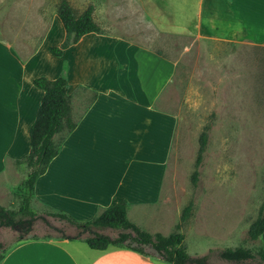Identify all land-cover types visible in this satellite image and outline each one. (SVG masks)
Returning a JSON list of instances; mask_svg holds the SVG:
<instances>
[{
  "label": "crops",
  "instance_id": "obj_1",
  "mask_svg": "<svg viewBox=\"0 0 264 264\" xmlns=\"http://www.w3.org/2000/svg\"><path fill=\"white\" fill-rule=\"evenodd\" d=\"M161 9L157 5V23L170 27L167 31L187 30L211 39L264 46V0H196L192 23L186 25L181 21L186 15L181 14L178 20L165 22ZM98 25L101 33L84 34L60 57L48 52L65 37L54 21L27 57L0 39V194L9 195L18 186L21 166L15 161L30 149L29 127L44 94L33 79L62 75L68 80L76 126L36 179L33 200L79 221L126 200L133 223L150 233L170 234L180 214L161 204L160 195L176 118L155 104L174 74L175 63ZM158 203L170 214L168 226L154 225L151 219L150 210ZM260 242L264 248V231ZM0 264L168 263L124 247L95 250L80 239L63 238L20 242Z\"/></svg>",
  "mask_w": 264,
  "mask_h": 264
},
{
  "label": "rangeland",
  "instance_id": "obj_2",
  "mask_svg": "<svg viewBox=\"0 0 264 264\" xmlns=\"http://www.w3.org/2000/svg\"><path fill=\"white\" fill-rule=\"evenodd\" d=\"M59 1L0 0V39L10 42L20 56H29L50 22L59 23L63 32L60 20H54ZM68 1L77 15L93 5V18L104 32L128 36L175 63L174 74L155 104L176 118L160 203L181 215L193 202L192 215L179 229L175 226L180 218L170 229L184 235L186 252L193 257L206 254L205 264H264L220 257L225 247H262L260 237L251 239L248 230L259 211L264 212V46L211 39L187 30L170 32V27L158 25L157 5L165 22L178 20L181 14L186 15L182 25L191 24L196 0ZM206 129L208 139L193 186L199 136ZM20 166L18 186L9 195L0 194V204L14 210L20 205L19 187L27 173V167ZM156 205L150 210L154 225L168 224L170 214ZM31 207L38 216L29 231L0 226V256L20 243V237L61 240L77 235L75 227L48 215L45 206L32 200ZM98 231L112 238L118 233ZM145 250L159 258L151 247Z\"/></svg>",
  "mask_w": 264,
  "mask_h": 264
},
{
  "label": "trees",
  "instance_id": "obj_3",
  "mask_svg": "<svg viewBox=\"0 0 264 264\" xmlns=\"http://www.w3.org/2000/svg\"><path fill=\"white\" fill-rule=\"evenodd\" d=\"M93 10V5H89L77 15L68 0L58 2L56 15L64 28L65 37L59 46L49 47L52 55L61 56L65 49L75 44L86 33L102 32L93 18ZM33 84L42 89L44 94L35 119L29 127V152L15 161L16 165L24 164L27 167L26 177L19 187L20 205L14 210L0 204V226L23 231H29L38 216L31 207L36 179L46 171L50 161L57 155L63 137L76 126V121L72 117L71 95L68 93L66 77L60 75L54 79H48L39 76L33 79ZM81 88L84 89V87ZM56 135H61L58 140H55ZM207 139L206 129L199 136L198 152L191 174L193 186H196L198 180L199 167ZM126 208L127 201L120 200L111 206L101 208L94 217L86 221H79L61 211H48L47 214L66 221L78 230L77 235L65 238L80 239L91 249L106 250L109 246H119L147 256L149 254L145 247L149 246L161 260L168 264H205L206 254L193 257L186 252L182 233L174 231L164 235L159 232H147L128 218ZM192 211L193 202L190 201L182 209L180 222L176 224V229H179L181 224L192 215ZM103 229L117 230V236L112 238L98 231ZM263 231L264 212L260 210L256 219L250 224L248 234L251 239L256 240ZM85 233L87 235L82 236ZM37 239L41 238L32 237L24 241ZM18 241L24 242L21 237ZM4 255L0 256V261ZM220 257L234 262L246 260L264 262V248L259 247L253 250L243 246L225 247L220 251Z\"/></svg>",
  "mask_w": 264,
  "mask_h": 264
}]
</instances>
